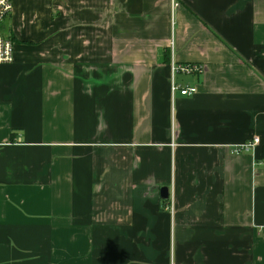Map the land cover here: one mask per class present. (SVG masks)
<instances>
[{"label": "crops", "instance_id": "0c3cea01", "mask_svg": "<svg viewBox=\"0 0 264 264\" xmlns=\"http://www.w3.org/2000/svg\"><path fill=\"white\" fill-rule=\"evenodd\" d=\"M12 3L0 264H264V0Z\"/></svg>", "mask_w": 264, "mask_h": 264}, {"label": "built area", "instance_id": "2783aa9c", "mask_svg": "<svg viewBox=\"0 0 264 264\" xmlns=\"http://www.w3.org/2000/svg\"><path fill=\"white\" fill-rule=\"evenodd\" d=\"M12 8V0H0V64L10 63L13 61L14 44L10 38L3 35L1 30L2 24L11 13ZM202 70L203 67L201 64H171L172 77L177 73L200 75ZM196 91L197 89L195 86H180L173 81L171 83V93L173 96L176 92L182 96L194 95ZM257 143L258 139L253 138L250 141L234 146L232 153L239 154L249 152Z\"/></svg>", "mask_w": 264, "mask_h": 264}, {"label": "water", "instance_id": "95a60500", "mask_svg": "<svg viewBox=\"0 0 264 264\" xmlns=\"http://www.w3.org/2000/svg\"><path fill=\"white\" fill-rule=\"evenodd\" d=\"M160 191H161L162 197H164V198L168 197V191H169L168 187H161Z\"/></svg>", "mask_w": 264, "mask_h": 264}]
</instances>
